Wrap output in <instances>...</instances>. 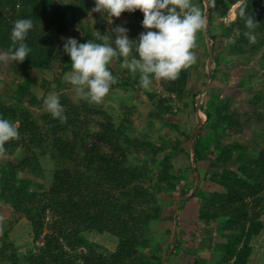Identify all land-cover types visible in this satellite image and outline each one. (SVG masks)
Here are the masks:
<instances>
[{
    "label": "trees",
    "instance_id": "16d2710c",
    "mask_svg": "<svg viewBox=\"0 0 264 264\" xmlns=\"http://www.w3.org/2000/svg\"><path fill=\"white\" fill-rule=\"evenodd\" d=\"M207 5L211 51L216 50L214 21L224 19L232 7L239 5L233 21L222 26L221 36L231 38L223 50L239 63H255L263 68L264 0H213L211 4L207 0ZM94 6V0H0V52L8 53L16 20L28 18L34 25L26 39L29 56L19 62L17 69L13 67L15 72L12 70L19 77L12 96L6 98L0 92V117L12 122L20 133L19 139L6 143L5 151L0 153V202L13 222L22 218L29 222L33 241L42 239L40 247L22 255L5 232L0 239V264H161L159 248L151 245L150 225L160 219L159 197L176 189L177 177L169 154L160 155L161 149L148 140L131 138L128 131H132V124L126 111L114 122L102 107L70 98L64 93L66 85L58 81L53 92L60 96L67 116L61 122L41 108L33 90V71L51 72L57 68L55 61L61 59V74L71 72L61 39L72 28L81 32V43H103L101 36H92L82 24ZM241 8L259 24L253 30L254 43L243 35L248 30L239 15ZM124 13L130 39L134 40L143 28V14L140 10ZM219 56L216 52L212 55L217 67ZM116 58L122 62V58ZM63 62L68 66L62 67ZM190 71L191 66L174 81L157 80L163 94H148L156 117L169 114L173 99L183 98ZM131 76L127 70L125 80L114 85L127 89ZM249 77L247 108L231 109L227 99L207 103V121L215 117L211 127L214 152L206 154L210 142L203 141L207 136H200L203 129L194 148L196 162L215 165L203 177L212 191L199 194L203 203L197 221L200 227L218 225L214 238L202 239L204 253L220 255L217 264H248L251 241L264 230V72L258 75L259 83ZM211 79H217L215 74ZM256 85L260 87L254 88ZM210 103L216 105L214 113ZM36 107L43 112H36ZM93 117L103 120L91 127ZM244 133L257 137L260 148L250 149L248 142H243ZM178 144L173 140L171 148L176 149ZM142 155L147 158L143 164L132 161ZM45 158L53 167L48 189L31 178L44 177L41 162ZM21 173L31 177H19ZM86 232L114 237V251L105 252L87 241ZM169 233L164 231L162 237ZM176 239L172 255L178 247L184 249L185 242ZM81 249L84 252H79ZM193 264L207 262L196 258Z\"/></svg>",
    "mask_w": 264,
    "mask_h": 264
},
{
    "label": "rangeland",
    "instance_id": "374dc122",
    "mask_svg": "<svg viewBox=\"0 0 264 264\" xmlns=\"http://www.w3.org/2000/svg\"><path fill=\"white\" fill-rule=\"evenodd\" d=\"M59 1V0H56ZM67 2V0H60ZM193 4L200 7L203 15L204 2L203 0H191ZM239 5L234 6L228 12V15L222 20H215L212 31L216 36L214 41V47L216 50L211 51L209 55L206 39L204 37V30L197 33L196 49V62L191 65V71L187 82L186 90L183 98L180 100L173 99L172 111L169 114H163L161 117L154 115V109L148 98V94L156 92L161 95L162 90L157 85V80L152 81L150 87L145 89L140 86V74L137 72L129 79V86L127 89L112 85L109 93L105 96L102 103L95 104L102 107L103 111L113 116L114 122H118L121 118L120 114L128 112V118L131 122L132 131H128V135L132 138H138L139 140H148L154 143L161 149L160 155L169 154L172 161V166L175 169L177 177L176 189L172 192L161 195L160 206L161 214L158 221L151 223L150 228L152 230L151 245L159 248L160 261L165 259L169 248L172 243L177 239L180 242H185L184 249H178L165 260V264H193L196 258H203L207 264H217L220 255L217 253L206 254L203 252L202 239L204 237L214 238L217 234V224L212 223L208 227L198 226L197 212L202 205L199 194L202 196L203 192L212 191L211 184L204 180V176L213 170L215 165L210 161L196 162V156L194 154L195 144L199 140V132L203 129V134L200 136H207L204 138V142H210V148L206 151V154H212L214 152L212 141V126L215 123V117L207 121L204 111L207 108L210 101H223L230 100V108L248 107L249 86L248 79L252 76V81H258V75L264 72V67L261 68L258 64H242L237 62L232 57L227 56L225 48H227L230 39L221 36L222 26L233 21L235 17L236 9ZM94 8V7H93ZM109 18L105 14L101 16L99 13L90 12L84 20H82L83 27L90 29L92 36L107 37L102 39L103 43H112L111 29L116 25H122L126 27L127 16L122 13L119 18L113 17V23H108ZM145 31L144 28H140L134 38H138L141 32ZM129 39L130 33L128 32ZM73 37L78 41L84 40L81 32L78 28H72L61 39L63 45V38ZM209 43L212 46V41L209 39ZM219 53L220 67H217L212 62L213 53ZM0 54H4L0 52ZM209 62V66H208ZM62 60L55 61L57 68L51 72H39L33 71V77L35 84L33 90L37 92V97L40 101L41 108H44L43 99L57 87V82L60 81L66 85L64 93L67 94L73 100H77L73 91L72 85L67 81V74L62 75L61 65ZM68 64L71 61L67 62ZM19 62H14L9 59L6 63L0 62V92L4 97L10 98L14 92L19 77L12 74V70L15 72ZM118 58H113L109 64V68L114 71V77L117 80V84L125 80L127 69L121 67ZM62 67H66L64 62ZM15 67V69L13 68ZM263 69V70H262ZM209 70V77L207 73ZM215 74L216 78L212 81V76ZM46 80V83H43ZM261 82V81H260ZM263 85V82H261ZM115 86V87H114ZM260 85H256L254 88H259ZM51 88V90H48ZM208 103V104H207ZM211 104V103H210ZM214 106L211 104V108L214 111ZM41 108L36 107V112H43ZM124 109V111H123ZM46 110V109H45ZM243 111V109H242ZM93 123L91 127H94L98 121L103 120L102 117H93ZM97 120V121H96ZM227 135L223 136V140H226ZM178 140L179 144L176 149L171 148L173 140ZM243 142H248L250 149H259L260 143L257 137H254L248 133L243 134ZM170 141V143H168ZM158 156L161 158V156ZM16 158L19 156L16 155ZM144 155L133 158L132 161L136 164H143L146 161ZM150 165L155 163L149 161ZM44 170V177L35 178L29 174H20L19 177H31L34 181L43 185L44 189H48L52 181L53 167L48 159H44L41 162ZM229 168H234L233 165H229ZM194 168V171H193ZM153 169V168H152ZM154 170V169H153ZM190 170L193 172L194 181ZM195 174L198 176L197 182H195ZM185 197H187L185 199ZM264 220V210L262 214ZM164 231H170L165 238L162 237ZM7 232V239L18 248V252L24 255L28 251H35L36 248L42 245V239L33 241L31 233V227L29 222L22 218L16 222H13V218L8 217V209L0 202V239L4 233ZM44 230L43 233H46ZM84 238L90 243L96 244L105 252H112L116 247V239L108 234H99L96 232H86ZM155 247V248H156ZM252 254L248 264H264V230L257 237L251 241ZM84 252V250H79Z\"/></svg>",
    "mask_w": 264,
    "mask_h": 264
},
{
    "label": "clouds",
    "instance_id": "9594fccd",
    "mask_svg": "<svg viewBox=\"0 0 264 264\" xmlns=\"http://www.w3.org/2000/svg\"><path fill=\"white\" fill-rule=\"evenodd\" d=\"M209 2L211 4L213 0ZM94 4L91 12L101 16L106 14L109 24L113 23V17L119 18L124 12L140 10L143 14L141 24L145 31L133 40L129 39L126 27L116 25L111 29V44L93 41L81 43L73 37L63 38V53L71 61L67 81L72 85L77 101L102 103L111 86L117 83L108 67L113 58H122L121 67L131 74L139 72L140 86L148 89L153 80H176L182 70L196 62L193 50L197 47L198 32L204 30L206 44L209 43L208 33L205 34L208 22L206 14L203 15L201 8L191 0H94ZM239 15L248 30L243 35L250 43H254L253 30L259 24L252 15L246 13L245 8H241ZM33 27V21L28 18L14 22L10 49L8 53L0 54V62L6 63L9 59L23 62L29 56L31 49L26 39ZM43 105L54 119L66 121L64 107L56 92H50L43 99ZM19 135V130L12 122L0 117V153L5 151L6 143L19 139Z\"/></svg>",
    "mask_w": 264,
    "mask_h": 264
},
{
    "label": "water",
    "instance_id": "95a60500",
    "mask_svg": "<svg viewBox=\"0 0 264 264\" xmlns=\"http://www.w3.org/2000/svg\"><path fill=\"white\" fill-rule=\"evenodd\" d=\"M204 6H205V14H206V18L208 19V5H207V1L206 0H204ZM207 27H208V22L206 21V26H205V34H207ZM207 46H208V52H209V55H211L210 53H211V46H210V44L209 43H207ZM208 66H209V62H208ZM207 77H209V70H208V73H207ZM197 180H198V176H197V174H195V182H197ZM187 197H185V199H186ZM174 238H175V234H174ZM174 245V243H172V246ZM170 247L169 248V251L167 252V254H166V256H165V259L162 261V263L161 264H165V260L169 257V255H170V253L172 252V248L173 247Z\"/></svg>",
    "mask_w": 264,
    "mask_h": 264
}]
</instances>
